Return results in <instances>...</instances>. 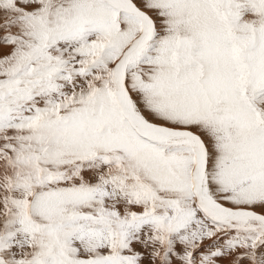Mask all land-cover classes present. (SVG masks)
Wrapping results in <instances>:
<instances>
[{"label":"snow or ice","instance_id":"6c2138e0","mask_svg":"<svg viewBox=\"0 0 264 264\" xmlns=\"http://www.w3.org/2000/svg\"><path fill=\"white\" fill-rule=\"evenodd\" d=\"M0 264H264V0H0Z\"/></svg>","mask_w":264,"mask_h":264}]
</instances>
